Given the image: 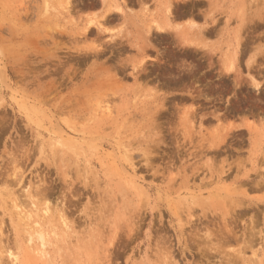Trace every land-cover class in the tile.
<instances>
[{
  "label": "rangeland",
  "instance_id": "rangeland-1",
  "mask_svg": "<svg viewBox=\"0 0 264 264\" xmlns=\"http://www.w3.org/2000/svg\"><path fill=\"white\" fill-rule=\"evenodd\" d=\"M0 264H264V0H0Z\"/></svg>",
  "mask_w": 264,
  "mask_h": 264
},
{
  "label": "bare ground",
  "instance_id": "bare-ground-1",
  "mask_svg": "<svg viewBox=\"0 0 264 264\" xmlns=\"http://www.w3.org/2000/svg\"><path fill=\"white\" fill-rule=\"evenodd\" d=\"M39 238L42 239V234H40Z\"/></svg>",
  "mask_w": 264,
  "mask_h": 264
}]
</instances>
